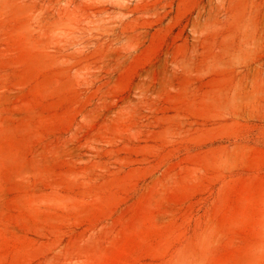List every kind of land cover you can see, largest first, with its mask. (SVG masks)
<instances>
[{"label": "rangeland", "instance_id": "1", "mask_svg": "<svg viewBox=\"0 0 264 264\" xmlns=\"http://www.w3.org/2000/svg\"><path fill=\"white\" fill-rule=\"evenodd\" d=\"M0 264H264V0H0Z\"/></svg>", "mask_w": 264, "mask_h": 264}]
</instances>
